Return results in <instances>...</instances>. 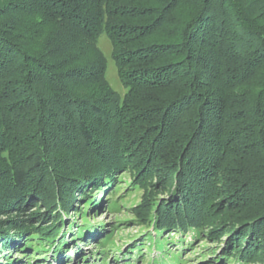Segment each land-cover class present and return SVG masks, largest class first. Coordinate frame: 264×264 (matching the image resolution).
Returning <instances> with one entry per match:
<instances>
[{
    "label": "trees",
    "instance_id": "trees-1",
    "mask_svg": "<svg viewBox=\"0 0 264 264\" xmlns=\"http://www.w3.org/2000/svg\"><path fill=\"white\" fill-rule=\"evenodd\" d=\"M125 172L150 264L202 237V263H264V0H0V264H94L111 234L75 203L123 210Z\"/></svg>",
    "mask_w": 264,
    "mask_h": 264
},
{
    "label": "rangeland",
    "instance_id": "rangeland-1",
    "mask_svg": "<svg viewBox=\"0 0 264 264\" xmlns=\"http://www.w3.org/2000/svg\"><path fill=\"white\" fill-rule=\"evenodd\" d=\"M98 47L106 59L105 78L109 86L116 93L119 102H121L124 98L126 90L123 88L122 84L118 79L114 61L112 59L111 43L109 42L108 36L105 33L99 37ZM190 117H192V115H190L189 113L183 115V119L185 121H188ZM180 128H182L183 131L182 126H178L176 128V131ZM154 179L155 178H153V183L156 184V181ZM133 182V175L129 172H125L122 178H120L118 181V186L121 188L116 190V200L120 202V206L124 208L123 210L118 208V210L115 212L108 209V206H110L109 201H111L110 196H108L109 192L104 193V196L102 197L103 207L97 210L83 208V205L86 200H79L75 203V205L78 206L82 213L84 211L83 215L86 218L87 225L92 226L95 229L104 227L103 232L106 235L111 234L109 241H107L105 246H103L102 248H98L97 244L92 241H88L86 245L82 244L80 246L81 253L83 252V254H85L87 257H92L93 255L97 257V259H94V264H100L99 261H102L103 257H105V260L103 261V263L101 262L102 264H150L152 259L159 258L160 254L157 252L155 247H153L152 241H142V239H145L146 229L141 224H139V222H136L135 218L133 217V209L139 203H141V201L143 200V196L145 195V191L142 188L134 185ZM161 195L162 194L159 193L158 197H162ZM118 229L120 230L118 231ZM210 229L211 228L209 227H203L202 232L206 234L208 231H210ZM149 231L151 232V229H149ZM166 234V232L163 233L161 238H165ZM100 238V241H103L104 239H107V236H102ZM220 238L223 242L227 240L226 235H222ZM188 241H190V239ZM133 245H140L142 247L144 245H151L152 251L149 253L147 250H143L141 251L140 255H134L132 254V249H135L134 247H132ZM217 245L218 244H214L210 241H207L206 237H202L201 240L197 242V246L194 250L190 252H181L180 261H182V264H206L201 262L200 257L211 251V249H218L217 247L222 246V243L219 244V246ZM169 247L170 248H167V251L169 253L167 254V256L171 258L172 256L176 255V253H178V250H175L173 245ZM105 248H107L109 251L104 253L102 257H99L98 252L104 250ZM220 251L218 252L220 253ZM127 252H130V254H127ZM70 256L72 257L71 264H81L78 263L79 261L77 260L78 258L76 255L70 253ZM114 256L117 257L118 263L113 262ZM13 257H16L15 259L17 260L19 259L17 258L16 254H14ZM175 259H178V257H175ZM46 264L60 263L53 262L52 260H50ZM257 264H262V262H258Z\"/></svg>",
    "mask_w": 264,
    "mask_h": 264
}]
</instances>
